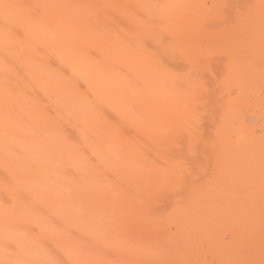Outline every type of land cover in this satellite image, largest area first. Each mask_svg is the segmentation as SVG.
Here are the masks:
<instances>
[{
  "label": "bare ground",
  "instance_id": "1",
  "mask_svg": "<svg viewBox=\"0 0 264 264\" xmlns=\"http://www.w3.org/2000/svg\"><path fill=\"white\" fill-rule=\"evenodd\" d=\"M0 264H264V0H0Z\"/></svg>",
  "mask_w": 264,
  "mask_h": 264
}]
</instances>
